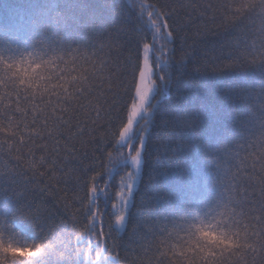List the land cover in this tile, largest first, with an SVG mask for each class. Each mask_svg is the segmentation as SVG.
Wrapping results in <instances>:
<instances>
[{
    "label": "snow or ice",
    "instance_id": "obj_1",
    "mask_svg": "<svg viewBox=\"0 0 264 264\" xmlns=\"http://www.w3.org/2000/svg\"><path fill=\"white\" fill-rule=\"evenodd\" d=\"M0 264H264V0L0 26Z\"/></svg>",
    "mask_w": 264,
    "mask_h": 264
},
{
    "label": "trees",
    "instance_id": "obj_2",
    "mask_svg": "<svg viewBox=\"0 0 264 264\" xmlns=\"http://www.w3.org/2000/svg\"><path fill=\"white\" fill-rule=\"evenodd\" d=\"M40 2L43 0H0V26H11L30 10V5Z\"/></svg>",
    "mask_w": 264,
    "mask_h": 264
}]
</instances>
